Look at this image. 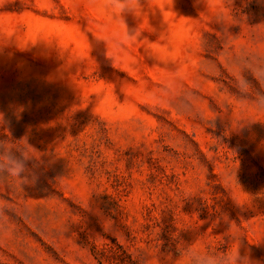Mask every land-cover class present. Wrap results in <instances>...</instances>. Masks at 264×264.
<instances>
[{
	"label": "rangeland",
	"instance_id": "rangeland-1",
	"mask_svg": "<svg viewBox=\"0 0 264 264\" xmlns=\"http://www.w3.org/2000/svg\"><path fill=\"white\" fill-rule=\"evenodd\" d=\"M0 264H264V0H0Z\"/></svg>",
	"mask_w": 264,
	"mask_h": 264
}]
</instances>
